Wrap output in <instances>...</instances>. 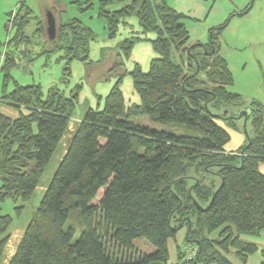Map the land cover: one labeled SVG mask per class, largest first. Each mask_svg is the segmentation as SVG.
<instances>
[{
  "label": "trees",
  "instance_id": "1",
  "mask_svg": "<svg viewBox=\"0 0 264 264\" xmlns=\"http://www.w3.org/2000/svg\"><path fill=\"white\" fill-rule=\"evenodd\" d=\"M252 1L229 17L248 13ZM76 4L81 13L94 7L91 1ZM132 16L139 30L130 29L119 52L128 58L141 34L152 33L157 54L147 71L135 64L128 72L139 102L124 101L119 85L125 70L101 108L83 110L6 264H169L167 242L183 228L182 242L174 241L177 262L172 264H234L230 254L248 264V256L257 252L242 236L264 229V175L258 171L264 160V110L229 89L234 77L219 41L229 17L208 30L205 43H189L187 16L168 0L97 2L109 39L120 26L129 27ZM55 22L56 37L50 41L46 22L26 0L8 14L6 26L14 34L0 53V104L18 116L0 112V202L25 203L43 184L78 103V91L65 96L52 86L44 94L39 85L17 84L10 70L59 52L68 80L73 60L92 63L96 32L78 17ZM120 66L121 60L112 70ZM140 116L177 129L132 122ZM238 119L248 122L252 135L239 150L226 152L230 136L223 126L238 130ZM24 209L15 207L16 215ZM72 218L76 226L70 225ZM12 222L0 215V262ZM139 238L154 249L141 252L135 245Z\"/></svg>",
  "mask_w": 264,
  "mask_h": 264
},
{
  "label": "rangeland",
  "instance_id": "2",
  "mask_svg": "<svg viewBox=\"0 0 264 264\" xmlns=\"http://www.w3.org/2000/svg\"><path fill=\"white\" fill-rule=\"evenodd\" d=\"M71 1L73 3H71ZM91 1L94 3V7L88 11L94 12L98 0ZM214 1L215 0H168L170 6L172 5L176 10L187 15L184 23L190 28L191 37L194 35V31L191 28L194 26L192 21L196 20L194 22L198 23V28L203 26L206 27V24L208 26L218 25L229 17V15L225 18H223L224 16L221 17L226 12V9L229 8L232 11L234 9L239 10L240 8V10H242L251 0H216L215 3ZM19 2L20 0H0V53H2L8 37L14 34V30L10 29V24L7 26L6 24L8 14L15 10ZM26 3L34 10L35 14L41 17L43 23L46 22L45 14L48 8L53 9V7L57 6L61 8L64 7L63 11L61 10L62 13L68 11L67 14L69 15L74 11L68 8L70 4L77 6L76 2L73 0H26ZM212 5L214 6L211 9ZM79 13L82 14L81 12ZM248 13L247 16L242 17L235 15L228 18V24L219 36L221 54L228 59L233 72L234 80L232 85L235 87L234 90H239L240 95L246 102L253 99L264 108V0H253L251 9ZM83 22L87 25L90 24L87 18H85ZM128 22L129 27L120 26L119 33L112 39L107 38L106 34L101 31V27L98 26L97 22L92 23V27L97 35L95 41H93L90 46L91 51L89 57L92 63L87 64L73 60L70 63V76L68 80L63 79L64 60L60 58L59 52L51 53L48 57L45 55L36 57L31 62L21 63L10 70V75L17 84L22 86L39 85L44 94H47L49 88L52 86H57L65 96H70L72 92L78 91V103L76 105L75 116L72 117L70 121L68 131L62 138L57 153L53 156L43 176V184L37 187L31 199L25 203L20 200L15 201L12 198H6L3 202H0V215H9L13 220L8 229L9 240L0 264H6L9 257L15 252L32 211L38 205L43 195L45 189L43 185L48 183L51 178L54 168L64 153L75 124L78 122L79 116H81L83 110L86 107L96 108L99 106V108H101L111 87L125 70L127 73L122 77L119 85L123 93L124 101L126 104L139 102V97L133 90L132 79L128 72L132 70L135 64H138L142 71H147L150 61L157 57V54L153 50L149 40L154 37L152 33L141 34L143 39L137 41L133 45L128 58L119 52V43L128 36L130 29L132 28V30L135 31L139 30L137 20L134 16L130 17ZM33 28V25L29 26L27 28L29 30L28 32L30 33ZM146 37L147 39H144ZM39 42L40 38L37 39L36 37L33 44L35 45ZM120 60L123 66L117 67V70H112ZM1 80L2 75L0 76V89ZM232 85L229 89L233 87ZM132 122L156 130L175 132L177 129L176 124H159L150 121L146 116L133 117ZM224 127L228 133L230 132L229 141L226 143V145L229 146L234 141V134L231 136L233 129L226 125ZM238 130L235 131L241 133V135H245L243 128L240 129L241 132H238ZM248 130L249 124H246L247 134H249ZM94 201L97 202L98 197ZM20 205H24L25 209L20 216H17L15 207ZM76 223L77 221L75 218L70 219L71 226H76ZM177 235V241L175 242H182L185 229L179 230ZM135 245L141 252L149 253L154 249L153 246L143 238L137 239ZM175 252V243H172L169 246L170 261L175 260ZM228 257L232 261L238 262L233 254L228 255ZM257 260L258 258L253 256L250 263L258 264Z\"/></svg>",
  "mask_w": 264,
  "mask_h": 264
},
{
  "label": "crops",
  "instance_id": "3",
  "mask_svg": "<svg viewBox=\"0 0 264 264\" xmlns=\"http://www.w3.org/2000/svg\"><path fill=\"white\" fill-rule=\"evenodd\" d=\"M74 2H83V1H91V0H83V1H78V0H73ZM92 2V1H91ZM216 2V0L214 1V3ZM71 3H73L72 1H71ZM213 3V4H214ZM73 5V6H72ZM172 6V5H171ZM214 5H212L211 6V9H212V7H213ZM173 7V6H172ZM68 8H70V9H73L74 11L72 12V13H70L69 15L67 14V12L68 11H66V12H63L62 13V11H63V9H64V7H60V6H57V7H53V10H54V16H55V18H56V20L57 21H62V22H64V21H66V20H68V19H71V18H73V17H78L79 19H81L82 21H84V19L85 18H87V19H89V21H90V24H88L92 29H93V27H92V23H94V22H97L98 23V26L99 27H101V31L103 32V33H105L106 34V30H105V27H106V22H105V20L104 19H98V17H97V4H96V8H94L95 9V11L93 12V11H86V12H83L82 14H80L79 13V10H78V8H77V6L76 5H74V4H70V6L68 7ZM174 8V7H173ZM175 9V8H174ZM244 9V8H243ZM62 10V11H61ZM176 10V9H175ZM178 11V10H177ZM238 11H241L240 10V8H239V10H230L229 8L228 9H226V12L221 16V17H223V18H225L227 15H230L231 13H235V12H238ZM180 12V11H179ZM182 13V12H181ZM184 14V13H183ZM249 13H246V14H244V15H242V17L243 16H247ZM187 16V15H186ZM191 20V19H190ZM189 20V21H190ZM194 21H196V20H194ZM194 21H192L193 23H194V26H192L191 28H192V30L194 31V35L191 37V35H190V28L189 27H187L186 26V24H185V26H186V28H187V31H188V33H189V43H194V42H201V43H205L206 41H207V36H208V30L210 29V28H212V27H215V26H218V25H220V24H218V25H215V26H208L207 24L205 25L206 27H201V28H198V26L199 25H197L198 23L197 22H194ZM225 21V20H224ZM223 21V22H224ZM222 22V23H223ZM94 30V29H93ZM220 54H221V49H220ZM222 55V54H221ZM225 59H226V61H227V63L229 64V61H228V59L224 56V55H222ZM228 67H229V70L231 71V73H232V75H233V72H232V70H231V67H230V64L228 65ZM233 86V85H232ZM234 86L233 87H231V91H233V92H236V93H239L240 94V92H239V90H234ZM263 110H264V108H263ZM0 112L2 113V114H4V115H6L7 117H10V118H16L17 116H18V111L17 110H15V109H13L12 107H10V106H7V105H4V104H0ZM233 113H237V109H234V112ZM237 126H238V132L240 131L241 132V130L240 129H244V131H245V135H241V133H237V131H235L234 129L232 130L233 131V133L231 134V136L234 134V141H233V143L231 144V145H229V146H227V145H225L224 146V150L226 151V152H232V151H237V150H239L245 143H246V137H247V135L248 136H251L252 135V130H251V128H250V126H249V130H248V133L249 134H247L246 133V122L244 121V119H238L237 120ZM247 124H248V122H247ZM224 127V126H223ZM229 135H230V132H229ZM258 171L261 173V174H263L264 175V160H262V161H259L258 162ZM178 234V233H177ZM177 236L178 235H176V238L174 239V240H168V249H169V246H170V244H172V243H174V241L176 240L177 241ZM242 239L243 240H245V241H247V242H251V243H254V244H256V246H257V248H258V250H257V252H255L254 254H252V255H250V256H248V258H247V263L248 264H251L250 262H251V259H252V257L253 256H255V257H257L258 258V260H257V263L258 264H262V262L264 261V229L263 230H261L260 232H258L256 235H244V236H242ZM175 255H176V258H175V260L174 261H170L169 260V264H172V263H174V262H177V254H176V252H175ZM169 259H170V257H169ZM230 259V258H229ZM231 260V259H230ZM232 261V260H231ZM234 264H241L239 261L238 262H235V261H232Z\"/></svg>",
  "mask_w": 264,
  "mask_h": 264
},
{
  "label": "water",
  "instance_id": "4",
  "mask_svg": "<svg viewBox=\"0 0 264 264\" xmlns=\"http://www.w3.org/2000/svg\"><path fill=\"white\" fill-rule=\"evenodd\" d=\"M45 18H46V35L47 38L51 41L56 37V32H57L55 17L52 14V12L48 10L46 11Z\"/></svg>",
  "mask_w": 264,
  "mask_h": 264
},
{
  "label": "built area",
  "instance_id": "5",
  "mask_svg": "<svg viewBox=\"0 0 264 264\" xmlns=\"http://www.w3.org/2000/svg\"><path fill=\"white\" fill-rule=\"evenodd\" d=\"M189 251H190V252H189V254H188V258H190V257H191V255H192V254H194V252H195V251H194V250H192V249H191V250H189Z\"/></svg>",
  "mask_w": 264,
  "mask_h": 264
}]
</instances>
